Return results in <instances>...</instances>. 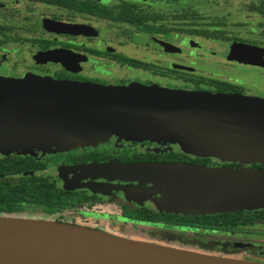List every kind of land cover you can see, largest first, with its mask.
Masks as SVG:
<instances>
[{
    "label": "water",
    "instance_id": "obj_1",
    "mask_svg": "<svg viewBox=\"0 0 264 264\" xmlns=\"http://www.w3.org/2000/svg\"><path fill=\"white\" fill-rule=\"evenodd\" d=\"M254 54L264 55V50L235 43L228 58L264 66L263 60L255 61ZM111 135L165 137L196 156L262 162L264 98L154 85L0 77V142L39 141L62 150L96 145ZM117 167L124 180L141 181L133 190L175 198V210L158 203L167 211L205 214L264 207V170L183 162ZM144 181L153 188L141 184ZM180 203L183 208L178 207ZM0 264L264 263L199 254L75 225L0 215Z\"/></svg>",
    "mask_w": 264,
    "mask_h": 264
},
{
    "label": "flooded vegetation",
    "instance_id": "obj_2",
    "mask_svg": "<svg viewBox=\"0 0 264 264\" xmlns=\"http://www.w3.org/2000/svg\"><path fill=\"white\" fill-rule=\"evenodd\" d=\"M139 2L141 0H0V75L5 74L1 67H7L8 74L19 79L27 70L39 74L41 67H55L58 63L65 71L55 73L54 79L126 85L141 80L130 77L129 72L134 71L143 74L141 77L144 83L161 85L168 75H184L185 70L172 66H176L177 59L186 54L187 47L199 51L203 49L200 42L186 39L184 33L206 40H216L218 35L222 34L221 29L213 28L219 26V22H209L210 25L206 22L207 25L202 27H193L197 30L209 29L211 35L187 33L183 13L174 15L175 22H171L170 26L157 12L141 10ZM25 30H40L43 34H24ZM235 43L264 50V45L257 41L231 36L223 42L221 50L210 51L213 56L223 60L222 67H216V71L211 70L212 74L195 67L197 71H194V76H187L190 87L186 89L264 98V66L228 58L230 47ZM31 49L35 50L30 53ZM187 54L198 55L189 50ZM53 55L59 60H54ZM253 58L255 61H264V55L254 54ZM109 140L111 139L96 145L50 151L51 160L41 159L30 153H0V161H5L15 168L8 177L12 181L26 185H39L44 182L52 191L67 196L62 205L59 202L48 205L25 203V209L15 215L35 210L41 211L56 222L67 223L66 216L80 219L86 217L89 220L90 215L96 213L95 209L112 204L119 210L116 215H109L118 221L112 229L124 231L129 225H143L155 227L160 231L191 233L187 240H194L209 248L222 247L224 252L234 258L264 262L261 258L264 257V249H260L264 248V207L185 214L160 209L156 201L160 193L154 191L139 192L150 194L153 198L133 204L132 199H128L125 193L137 192L133 187L141 181L122 180L124 174L117 167L125 163L183 162L194 166L264 170V161H226L213 156L205 157L209 160L204 164L182 158L134 161L131 158L138 154H155L175 148L157 150L152 147L151 142L142 141L138 146L128 142L119 151H115ZM178 150L191 157H201ZM49 163L54 164L55 171L49 169ZM106 164H110V167ZM76 169L80 171L75 173L74 177L76 175L79 181L65 179L64 173H71ZM84 176L87 179L83 178ZM141 184L153 188L151 182L144 181ZM140 209L183 216L226 214L229 216V223L222 224L220 228L209 229L175 220L145 223L131 218L128 214L136 213ZM92 229L105 231L100 227Z\"/></svg>",
    "mask_w": 264,
    "mask_h": 264
},
{
    "label": "rangeland",
    "instance_id": "obj_3",
    "mask_svg": "<svg viewBox=\"0 0 264 264\" xmlns=\"http://www.w3.org/2000/svg\"><path fill=\"white\" fill-rule=\"evenodd\" d=\"M139 8L143 11H154L157 12L159 15H162L163 20H167L166 23L168 25L171 22H175L173 16L177 14H195L196 19H198L200 24L197 25H185V28L189 27H202L203 25H207L206 22H219V26H213V28L221 29L220 35H218L216 40H206L201 37H197L192 34L184 33V37L186 39H192L194 41H198L203 45L202 50H196L191 48L190 46L187 47L186 54L183 57L177 59L176 66L172 67H179L180 69L185 70L183 72V76H172L168 75V77L162 80L161 85L154 84V83H144L142 80L143 74L139 72L130 71V77L132 78H141L140 81H132L128 85H143V86H159L163 88H172V89H186L190 87V81H188L187 76H194V71H197L195 67H200L204 69L205 73L212 74L211 70L216 71V67H222L224 64L223 60L219 59L218 57L213 56L210 51L214 50H221L223 47V42H226L229 37L231 36H239L247 40H254L259 42L260 44L264 45V0H141L139 2ZM202 15V16H199ZM200 17V18H199ZM173 25V23H172ZM171 26V25H170ZM212 28V29H213ZM29 32L43 34V31L40 30H25L23 33L27 34ZM31 34V33H29ZM227 37V38H226ZM32 53L35 49H31ZM192 51L194 54L198 55H190L188 56L187 51ZM48 58V57H47ZM54 60H59L54 55L52 56ZM171 59V57H170ZM46 61V60H43ZM62 66V65H61ZM214 67V68H209ZM3 68V73L0 77L4 78H13L8 74L7 67ZM30 68V67H24ZM25 69V70H26ZM41 72L39 74L31 73V70H27L26 74L19 79H32V78H40L42 81H51L54 79L53 75L59 71H65L64 67H59L58 63H56L55 67H41ZM14 74V73H13ZM264 75V73H263ZM262 79L264 77L262 76ZM264 82V80H263ZM111 86H122L117 84H107ZM188 90V89H187ZM192 90V89H189ZM109 140L110 143L113 144L115 151H119L123 146L128 144V142L136 143V145H140L142 141H149L153 144L152 147L156 148L157 150H163L166 148L173 147L175 151L180 152L178 149H182L181 145L178 141H170L169 139L162 137V138H133L130 136H118V135H111L106 140ZM104 140V141H106ZM15 143V144H13ZM0 142V153H10L16 152L19 154H33L39 158L51 160L49 156L50 151H56L57 148L49 143H41L39 141H29V140H20L18 142ZM49 169L55 171V166L53 163H49ZM87 175L89 174L88 169ZM80 171L76 169L73 172H66L64 173L65 179H77L76 175L74 174ZM84 172V171H83ZM73 175V176H72ZM83 178H86L84 176ZM87 179V178H86ZM124 180V179H122ZM126 197L128 199H132L131 203L139 204L142 201L150 200V194H144L139 192H126ZM163 195L160 193V197L156 200L157 204L161 203V207L167 210H175L174 209V200L175 198H163ZM134 199V200H133ZM180 200V199H178ZM183 201H187L182 199ZM178 207L183 208L184 205L182 203L178 204ZM160 208V209H162ZM179 210V209H178ZM96 213L90 215V219H80V218H73L72 216H66L67 223L62 224H69L75 225L87 229H92V227H100L105 231L113 235H117L120 237H126L133 240L138 241H146L151 243H156L162 246H168L176 249H181L185 251L195 252L199 254H205L209 256H216V257H226L238 260H244L241 258H234L231 257L230 254L223 251L222 247L214 248V247H206L205 245H201L200 243H196L194 240H187L186 238L191 237V233H178V232H167V231H160L159 229L152 227V226H143V225H129V228L124 231H118L112 229L114 226L117 225V222L114 217H110L109 215L113 216L116 213H119L117 206L107 205V206H100L95 209ZM4 217H11L15 219H21L26 221H41V222H56L53 218L49 217L48 215L42 213L41 211H27L23 214L19 215H2ZM69 221V222H68ZM75 221V222H74ZM76 223V224H75ZM91 226V227H90ZM95 230V229H94ZM205 246V247H204ZM241 248V247H235ZM260 249H264L261 247ZM243 252V250H240ZM254 254V253H251ZM228 255V256H227ZM255 255V254H254ZM261 256V255H260ZM264 259L263 256H261ZM260 263H264L261 261Z\"/></svg>",
    "mask_w": 264,
    "mask_h": 264
},
{
    "label": "trees",
    "instance_id": "obj_4",
    "mask_svg": "<svg viewBox=\"0 0 264 264\" xmlns=\"http://www.w3.org/2000/svg\"><path fill=\"white\" fill-rule=\"evenodd\" d=\"M195 14H183L185 25H196L199 23ZM202 16V15H199ZM200 18V17H199ZM209 25L211 23H208ZM187 33H201L203 35H211L209 29H185ZM190 160L193 163L204 164L209 159L205 157H191L190 155L175 150H165L160 153H144L138 154L131 160H175V159ZM15 168L11 167L7 162L0 161V215H15L25 209L24 204H50L66 202L67 196H61V193L52 191L44 182L39 185H26L23 182H14L10 178L12 171ZM131 218L145 223H153L157 220H175L177 222H185L190 224H198L202 228H220L222 224L229 223L228 217L225 215H200V216H183V215H167L157 212H151L147 209H140L136 213H129Z\"/></svg>",
    "mask_w": 264,
    "mask_h": 264
},
{
    "label": "bare ground",
    "instance_id": "obj_5",
    "mask_svg": "<svg viewBox=\"0 0 264 264\" xmlns=\"http://www.w3.org/2000/svg\"><path fill=\"white\" fill-rule=\"evenodd\" d=\"M64 149H68V148H64ZM64 149H62V150H64Z\"/></svg>",
    "mask_w": 264,
    "mask_h": 264
}]
</instances>
